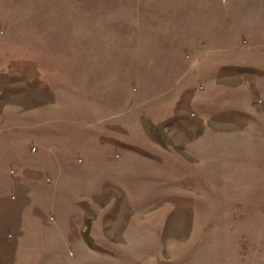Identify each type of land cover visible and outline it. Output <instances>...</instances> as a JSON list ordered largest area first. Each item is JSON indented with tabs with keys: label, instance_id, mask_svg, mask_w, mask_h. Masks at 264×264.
I'll use <instances>...</instances> for the list:
<instances>
[{
	"label": "rangeland",
	"instance_id": "obj_1",
	"mask_svg": "<svg viewBox=\"0 0 264 264\" xmlns=\"http://www.w3.org/2000/svg\"><path fill=\"white\" fill-rule=\"evenodd\" d=\"M84 5L99 6L0 0V128L10 140L0 177L21 180L17 195L5 194L17 208L0 202V264H264V46L253 48L255 27L247 44L232 34L244 51L203 52L224 61L211 64L212 81L200 65L199 75L187 68L171 76V93L150 99L166 80L153 89L139 65L132 81L125 71L95 80L93 64L81 79ZM111 21L129 26L126 16L98 19ZM49 41L70 47H39ZM154 101L158 119L148 115ZM26 125L35 137L21 144Z\"/></svg>",
	"mask_w": 264,
	"mask_h": 264
},
{
	"label": "crops",
	"instance_id": "obj_2",
	"mask_svg": "<svg viewBox=\"0 0 264 264\" xmlns=\"http://www.w3.org/2000/svg\"><path fill=\"white\" fill-rule=\"evenodd\" d=\"M95 2L99 6L93 11L87 9L85 5L81 10L84 18L79 21L78 31V49L82 51L79 62L81 79L88 80L87 66L93 64L95 68L89 70V73L94 76L95 80H119L120 71H125L128 79L132 81L136 77L134 66L139 65L143 69L138 74L144 76L143 80L152 81L153 89H155L154 81L166 80L165 89H160L155 93H151L150 90L149 95H145L150 99L153 97L161 98L171 93L172 89L171 91L167 90V86L171 87L170 84L168 85V82L173 78L171 76L176 72L185 73L184 69L187 68H192L199 75L200 69L198 66L200 65L202 69H205L204 73H207L208 81H212L214 77L211 75L214 72L211 69V64L215 62L221 68L224 61L223 63L220 62V58L216 61L212 56L204 60L203 52L215 51L216 49L227 51L241 49L244 51L242 49L244 47L235 42L233 33L241 32L246 35L248 39L245 43L247 44L250 43L249 39H252L250 36L251 27L254 26V38L257 40L253 48L257 50L259 46H264V42L262 43V36L264 35V0H105L102 4L98 0H95ZM121 16H126L129 19V26L117 25L113 21L109 25L108 23L102 25L98 22L100 18L116 19ZM134 17L143 19L145 24L135 25L133 22ZM225 28L228 29L230 37L222 39ZM59 42L49 41L39 47L53 50L68 49L70 47L65 41ZM37 44L40 43L37 42L35 45ZM135 49L141 50V53L136 55ZM118 50H122V56H126V59L123 57L116 59ZM87 51H90L89 54L93 57L89 58V61L86 55ZM245 51L247 54V48H245ZM186 53L192 59L188 64L185 63L184 56ZM63 63L64 59L60 57L58 65ZM129 66L131 67L128 68ZM172 66L173 70L169 74ZM47 67L49 68L44 69V71L47 72L48 76H53L49 74L50 67H53V64H48ZM120 67H122L121 70ZM65 74L60 78L67 80L64 79ZM174 82L176 81L170 83ZM153 106L156 108L155 114H151L153 110H150L148 115L151 118H157V113H159L157 102L153 103ZM7 130L6 126L0 128V146L7 143V137H9ZM34 137L33 129L26 125L19 130L18 137L15 140L21 144H26L28 142L25 141L34 139ZM9 142L10 140H8ZM50 168V176L54 179L53 185L56 189L58 187L57 183L61 181L59 179L61 174L58 170H53L52 166ZM15 170L11 168L10 173H15ZM19 179L11 176L0 177V202H3L5 206L11 204L10 197L13 192L16 195L18 194L17 182L18 186L21 185ZM8 180L14 183L13 188H9L11 185ZM27 181L31 185H38L39 182L38 179L29 180V177ZM51 187L49 191L52 190ZM59 190H62V188ZM8 192L10 197L5 195ZM55 201L56 199L53 203ZM57 201H61V199L59 198ZM9 207L10 209L17 208L15 204ZM9 219L14 223L19 220L17 214L12 215L11 213H9Z\"/></svg>",
	"mask_w": 264,
	"mask_h": 264
},
{
	"label": "built area",
	"instance_id": "obj_3",
	"mask_svg": "<svg viewBox=\"0 0 264 264\" xmlns=\"http://www.w3.org/2000/svg\"><path fill=\"white\" fill-rule=\"evenodd\" d=\"M13 173V171H11Z\"/></svg>",
	"mask_w": 264,
	"mask_h": 264
}]
</instances>
